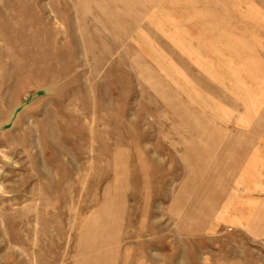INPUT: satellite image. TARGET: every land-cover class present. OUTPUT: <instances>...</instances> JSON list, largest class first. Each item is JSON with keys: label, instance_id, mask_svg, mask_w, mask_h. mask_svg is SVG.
Here are the masks:
<instances>
[{"label": "rangeland", "instance_id": "obj_1", "mask_svg": "<svg viewBox=\"0 0 264 264\" xmlns=\"http://www.w3.org/2000/svg\"><path fill=\"white\" fill-rule=\"evenodd\" d=\"M0 264H264V0H0Z\"/></svg>", "mask_w": 264, "mask_h": 264}, {"label": "crops", "instance_id": "obj_2", "mask_svg": "<svg viewBox=\"0 0 264 264\" xmlns=\"http://www.w3.org/2000/svg\"><path fill=\"white\" fill-rule=\"evenodd\" d=\"M194 6V5H193ZM213 7H215V6H213Z\"/></svg>", "mask_w": 264, "mask_h": 264}]
</instances>
